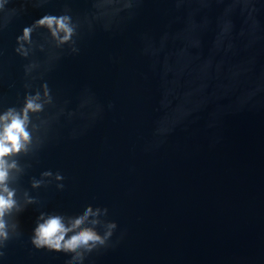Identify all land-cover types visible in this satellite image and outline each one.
<instances>
[{
	"label": "water",
	"instance_id": "water-1",
	"mask_svg": "<svg viewBox=\"0 0 264 264\" xmlns=\"http://www.w3.org/2000/svg\"><path fill=\"white\" fill-rule=\"evenodd\" d=\"M222 8L212 0L195 16L208 23L191 29L190 6L175 0H9L0 110L44 82L52 101L32 116L28 151L13 157L19 235L0 264H69L68 253L35 249L32 229L41 213L71 217L89 205L107 209L101 231L111 220L117 229L114 246L85 264H264V41L230 46ZM62 12L78 25L74 44L37 28L29 56L15 52L22 27Z\"/></svg>",
	"mask_w": 264,
	"mask_h": 264
},
{
	"label": "clouds",
	"instance_id": "clouds-1",
	"mask_svg": "<svg viewBox=\"0 0 264 264\" xmlns=\"http://www.w3.org/2000/svg\"><path fill=\"white\" fill-rule=\"evenodd\" d=\"M106 4H112L114 0H103ZM138 2V0H137ZM223 4L222 11L217 17L220 36L231 41L239 39L245 49H252L256 44L264 41V0H218ZM9 0H0V11H3ZM212 0H175L177 7L190 6L187 23L189 28L195 29L208 23L207 15L201 16L196 21V14L211 6ZM236 18L240 20L237 29ZM37 28L45 29L57 46L74 44L78 25L73 16L68 12L44 13L31 24L22 27L16 36L17 52L21 57H28L33 33ZM166 36L163 39H165ZM151 54H156L159 49L149 46ZM72 51H77L73 47ZM255 63V56L250 55L244 67L234 70V76H240ZM26 68V72L30 67ZM264 80V73L261 74ZM42 91L26 93L21 107L8 106L0 110V260L5 255V246L9 239L19 235L18 223L10 221L13 212L21 211L16 198V189L10 186L13 172L18 170V163L13 157L22 152H27L33 142L32 116L41 113L46 103L52 101L51 90L47 82L41 85ZM43 97V98H42ZM184 116L190 115L191 107L181 106L179 109ZM160 133L170 131V128L162 127L157 130ZM49 176L51 173L45 172ZM57 180L62 179L59 174ZM39 181L34 182L36 186ZM62 186V185H61ZM31 199L27 203H31ZM107 209L93 208L91 205L84 208L75 216H67L62 212L41 213L37 217L30 236L31 245L39 250L68 253L69 264H85L89 254L101 249L114 246L113 234L117 229L115 220L104 222L103 231L100 230V216ZM118 243V240L116 241Z\"/></svg>",
	"mask_w": 264,
	"mask_h": 264
}]
</instances>
